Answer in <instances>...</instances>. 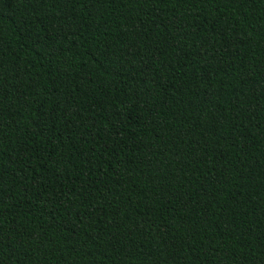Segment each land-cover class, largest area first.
Here are the masks:
<instances>
[{"label": "trees", "instance_id": "16d2710c", "mask_svg": "<svg viewBox=\"0 0 264 264\" xmlns=\"http://www.w3.org/2000/svg\"><path fill=\"white\" fill-rule=\"evenodd\" d=\"M0 264H264V0H0Z\"/></svg>", "mask_w": 264, "mask_h": 264}]
</instances>
